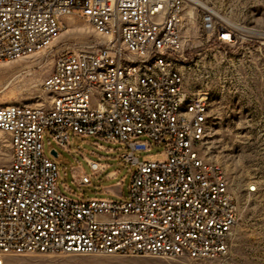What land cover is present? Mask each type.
Instances as JSON below:
<instances>
[{"label":"built area","instance_id":"1","mask_svg":"<svg viewBox=\"0 0 264 264\" xmlns=\"http://www.w3.org/2000/svg\"><path fill=\"white\" fill-rule=\"evenodd\" d=\"M190 9L202 35L238 42L212 7L192 0H0V62L51 51L57 22L72 15L102 38L53 56L42 83L46 108L0 107L10 148V162L0 165V264L8 256L212 260L228 253L238 212L221 168L202 156L209 99L184 87ZM45 133L65 149L70 133L121 145L122 161L135 167L127 199L61 194L57 167L43 154ZM152 143L165 144L164 159L140 161L135 154ZM88 165L95 175L106 168Z\"/></svg>","mask_w":264,"mask_h":264},{"label":"rangeland","instance_id":"2","mask_svg":"<svg viewBox=\"0 0 264 264\" xmlns=\"http://www.w3.org/2000/svg\"><path fill=\"white\" fill-rule=\"evenodd\" d=\"M201 2L212 7L239 36L233 46L208 39L198 29L197 12H194V28L190 26L185 32L192 47L187 51L184 87L188 91L204 92L209 99L210 139L202 156L221 168L238 212L228 253L212 260L8 256L2 264H264V0ZM187 22L189 24V20ZM57 24L62 30L53 38L51 51L0 62V107L15 104L46 108L49 96L43 92L42 83L51 70L53 56L102 42L87 22L76 15L65 17ZM42 146L44 156L57 167V189L61 194L87 201L127 199L135 167L122 161L124 149L121 145L70 133L65 149L45 133ZM165 149L164 143H152L149 151L138 152L135 156L142 162L162 161L161 153ZM88 161L106 165V168L95 175ZM9 162L8 137L0 132V165ZM112 172L116 176L109 179L107 176ZM80 174L90 179L89 185L78 184ZM117 182L118 193L114 190ZM249 186H254L255 191L248 193Z\"/></svg>","mask_w":264,"mask_h":264},{"label":"bare ground","instance_id":"3","mask_svg":"<svg viewBox=\"0 0 264 264\" xmlns=\"http://www.w3.org/2000/svg\"><path fill=\"white\" fill-rule=\"evenodd\" d=\"M196 5H201V6H205L201 0H192ZM187 15H188V20H189V27H193L194 26V11L192 9L187 11ZM217 15L222 19V17L217 13ZM224 20V19H223ZM225 21V20H224ZM226 22V21H225ZM194 28V27H193ZM241 31L243 32H247L245 29L243 28H239ZM5 156V155H3Z\"/></svg>","mask_w":264,"mask_h":264},{"label":"crops","instance_id":"4","mask_svg":"<svg viewBox=\"0 0 264 264\" xmlns=\"http://www.w3.org/2000/svg\"><path fill=\"white\" fill-rule=\"evenodd\" d=\"M76 17H78V16H76ZM80 18V17H79ZM102 166H105L106 167V165H102ZM102 173V172H101ZM116 176V173L115 172H112V173H110V174H108V178L109 179H111V178H114ZM119 183L117 182V184H116V186L114 187V190L118 193V185ZM107 192H109L110 190L108 189V190H106Z\"/></svg>","mask_w":264,"mask_h":264},{"label":"water","instance_id":"5","mask_svg":"<svg viewBox=\"0 0 264 264\" xmlns=\"http://www.w3.org/2000/svg\"><path fill=\"white\" fill-rule=\"evenodd\" d=\"M51 154H52L54 157H56V156H57V154H56V152H55V151H51Z\"/></svg>","mask_w":264,"mask_h":264}]
</instances>
